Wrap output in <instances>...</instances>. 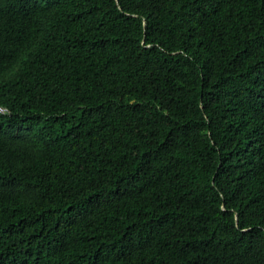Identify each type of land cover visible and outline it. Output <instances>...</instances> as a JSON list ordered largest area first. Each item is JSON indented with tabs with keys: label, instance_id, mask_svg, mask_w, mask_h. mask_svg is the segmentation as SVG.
<instances>
[{
	"label": "trees",
	"instance_id": "trees-1",
	"mask_svg": "<svg viewBox=\"0 0 264 264\" xmlns=\"http://www.w3.org/2000/svg\"><path fill=\"white\" fill-rule=\"evenodd\" d=\"M0 264H264V0H0Z\"/></svg>",
	"mask_w": 264,
	"mask_h": 264
}]
</instances>
